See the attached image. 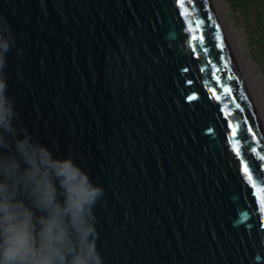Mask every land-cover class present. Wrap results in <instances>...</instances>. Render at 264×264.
<instances>
[{"label": "water", "instance_id": "1", "mask_svg": "<svg viewBox=\"0 0 264 264\" xmlns=\"http://www.w3.org/2000/svg\"><path fill=\"white\" fill-rule=\"evenodd\" d=\"M0 43V158L23 174L27 137L102 188V264H264V133L210 0H0Z\"/></svg>", "mask_w": 264, "mask_h": 264}, {"label": "clouds", "instance_id": "2", "mask_svg": "<svg viewBox=\"0 0 264 264\" xmlns=\"http://www.w3.org/2000/svg\"><path fill=\"white\" fill-rule=\"evenodd\" d=\"M6 53L7 43H0ZM3 55H0V66ZM13 105L0 86V130L13 133ZM0 142L5 143L2 133ZM17 149L30 164L23 174L14 157L0 158V264H102L94 241L87 238L94 231L81 225L91 216V208L103 195L87 174L70 159L51 161L50 154L29 143L27 137L17 141ZM46 167L40 169L37 159ZM65 190V201L55 199L52 176ZM21 188L43 213L35 217L31 209L16 199Z\"/></svg>", "mask_w": 264, "mask_h": 264}, {"label": "rangeland", "instance_id": "3", "mask_svg": "<svg viewBox=\"0 0 264 264\" xmlns=\"http://www.w3.org/2000/svg\"><path fill=\"white\" fill-rule=\"evenodd\" d=\"M231 31L245 59L264 77V0H224ZM264 85V80L262 81Z\"/></svg>", "mask_w": 264, "mask_h": 264}, {"label": "bare ground", "instance_id": "4", "mask_svg": "<svg viewBox=\"0 0 264 264\" xmlns=\"http://www.w3.org/2000/svg\"><path fill=\"white\" fill-rule=\"evenodd\" d=\"M210 3L264 133V85L262 83L264 77L254 68L252 62L245 59L246 48L239 45V39L231 31L230 22L226 17L224 0H210Z\"/></svg>", "mask_w": 264, "mask_h": 264}]
</instances>
